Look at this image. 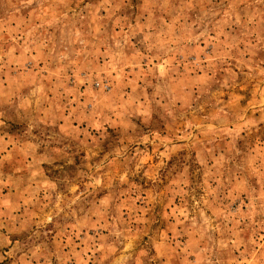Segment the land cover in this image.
<instances>
[{"label":"rangeland","instance_id":"obj_1","mask_svg":"<svg viewBox=\"0 0 264 264\" xmlns=\"http://www.w3.org/2000/svg\"><path fill=\"white\" fill-rule=\"evenodd\" d=\"M0 264H264V0H0Z\"/></svg>","mask_w":264,"mask_h":264}]
</instances>
